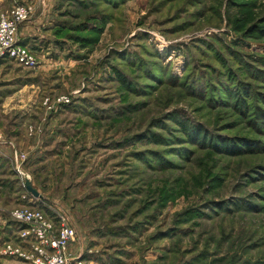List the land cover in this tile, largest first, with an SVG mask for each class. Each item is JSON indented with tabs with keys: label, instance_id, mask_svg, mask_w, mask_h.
Masks as SVG:
<instances>
[{
	"label": "rangeland",
	"instance_id": "1",
	"mask_svg": "<svg viewBox=\"0 0 264 264\" xmlns=\"http://www.w3.org/2000/svg\"><path fill=\"white\" fill-rule=\"evenodd\" d=\"M37 18L39 68L0 63V264H33L7 251L16 210L67 214L84 264H264V0H45L20 30Z\"/></svg>",
	"mask_w": 264,
	"mask_h": 264
},
{
	"label": "built area",
	"instance_id": "2",
	"mask_svg": "<svg viewBox=\"0 0 264 264\" xmlns=\"http://www.w3.org/2000/svg\"><path fill=\"white\" fill-rule=\"evenodd\" d=\"M44 4L45 0H36L35 5H15L10 11H0V63L12 61L26 69L39 68L36 55L19 43L18 36L20 26L29 22L36 8ZM15 157L18 160L17 153ZM13 218L15 223L26 226L22 238L29 242L27 253L21 247L9 246L11 255L25 257L33 264H84L70 255L78 231L67 214L58 213L57 221H53L41 211L16 210Z\"/></svg>",
	"mask_w": 264,
	"mask_h": 264
},
{
	"label": "crops",
	"instance_id": "3",
	"mask_svg": "<svg viewBox=\"0 0 264 264\" xmlns=\"http://www.w3.org/2000/svg\"><path fill=\"white\" fill-rule=\"evenodd\" d=\"M3 9H6V8H3ZM2 11H7V9L6 10H2ZM40 24H42V22L40 21V18H37L36 20H34L31 23V25H27L25 28H23V30L21 29L20 30V35L18 36L19 43L21 45H23V46H26V47L30 48V45H31L32 41L33 40L35 41L37 37L40 38V36L42 35L41 34L42 30H41V27H40L41 25ZM42 26H44V25L42 24ZM74 245L71 247V253L72 254H74Z\"/></svg>",
	"mask_w": 264,
	"mask_h": 264
},
{
	"label": "trees",
	"instance_id": "4",
	"mask_svg": "<svg viewBox=\"0 0 264 264\" xmlns=\"http://www.w3.org/2000/svg\"><path fill=\"white\" fill-rule=\"evenodd\" d=\"M188 134L192 138L193 141L201 142L203 144H206L205 143V138H204V131L201 128L197 129L195 131L189 132ZM225 145H227V144L225 143ZM234 148L235 147L232 146V148L229 149V150H233V152H234L235 151Z\"/></svg>",
	"mask_w": 264,
	"mask_h": 264
},
{
	"label": "water",
	"instance_id": "5",
	"mask_svg": "<svg viewBox=\"0 0 264 264\" xmlns=\"http://www.w3.org/2000/svg\"><path fill=\"white\" fill-rule=\"evenodd\" d=\"M27 190L33 194L35 197H40V194L32 187V184L30 181H27L26 183Z\"/></svg>",
	"mask_w": 264,
	"mask_h": 264
}]
</instances>
